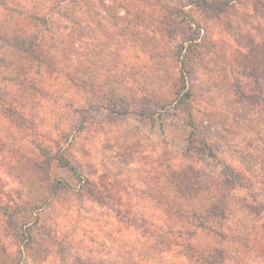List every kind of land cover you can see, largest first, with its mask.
<instances>
[{
    "label": "clouds",
    "instance_id": "9594fccd",
    "mask_svg": "<svg viewBox=\"0 0 264 264\" xmlns=\"http://www.w3.org/2000/svg\"><path fill=\"white\" fill-rule=\"evenodd\" d=\"M109 2L113 3L119 17L133 19L135 5L126 0ZM47 8L45 4L40 11L47 12ZM63 11L61 5L51 15L69 24L60 14ZM146 15L154 18L153 23L142 28L131 27L123 35L120 34L123 23L108 26L106 30L93 24L94 35L88 42H81L82 46L72 48L74 55L69 56V49L62 47L60 54L54 57L52 69L47 70L52 77L41 75L39 78L38 88L44 94L37 92L31 98V114L27 117L34 121L30 138L34 137L45 150L42 158L37 159L39 154L34 155V150L21 147L22 142L11 128L6 126L0 131V139L11 149L0 154V202L8 204L11 211L21 203L16 200L14 190L23 191L24 204L35 205L24 226L35 223L41 228L39 236L33 232L37 243L31 246L32 250H25L8 231V216L0 211V244L5 249L0 259H5L6 264H59L49 255V249L73 233L82 234L80 239L87 245L84 255L91 257L94 251L101 252L98 262L104 264H121L123 257L138 264H201L200 253L185 260L187 237L183 235L172 238L180 240L181 244L173 245L170 255L162 258L154 254L153 249L161 252L157 245L170 243L165 237L153 233L155 239L147 235L141 238L133 232L131 239H117L115 234L124 232L130 225L147 232L140 218L144 212L155 213L158 209L167 211L173 218L180 217L177 227L193 226L217 200L219 186L209 185L186 196L170 179L171 173L192 165L210 170L219 181L223 179L220 173L225 164L247 177L252 186L230 189L226 197L227 220L211 223L215 233H224L226 238L222 240L215 235L210 243L224 250L221 264H264V211L257 216L248 207L264 203V154L256 149V145L264 149V124L249 125L234 120L229 111L221 109L211 98L215 89H205L211 88L213 83L225 87L223 80L202 74L205 70L222 73L215 58H211L212 63L206 59L191 64L182 54L179 58L169 55V49L182 43L181 37L176 36L169 42L156 29V21L166 15L161 8H148ZM203 35L201 32L200 36ZM207 35L211 37L210 31ZM195 43H200V37ZM184 47L186 49L187 44ZM194 84L199 87H192ZM110 87H115L130 105L147 99L160 106L157 108L159 119L153 124L126 114L119 122H110L103 99ZM185 93H190L187 107L182 103ZM173 109L176 116L170 115ZM79 114L83 115V120L77 131L72 123L73 117ZM188 120L213 123L224 138L222 143L226 141L237 149L246 150L258 162L249 169L227 152H218L216 159L221 163L209 169L203 160L197 162L189 158L185 150L193 129L185 123ZM221 121L237 134L225 132ZM132 126L139 128L135 135L129 131ZM246 139L252 140L251 147H246ZM192 140L200 147L199 136H193ZM117 154L122 159H117ZM53 160L57 162L56 171L50 173L48 165ZM33 164L42 166L38 176L28 174L27 168ZM34 188L38 190L39 199H31ZM249 192L256 194L255 200ZM73 205L78 211H73ZM158 241L164 243L158 244ZM192 243L200 247L203 256L209 255V243L200 237ZM141 257L148 259H139Z\"/></svg>",
    "mask_w": 264,
    "mask_h": 264
},
{
    "label": "trees",
    "instance_id": "16d2710c",
    "mask_svg": "<svg viewBox=\"0 0 264 264\" xmlns=\"http://www.w3.org/2000/svg\"><path fill=\"white\" fill-rule=\"evenodd\" d=\"M59 1L53 0L52 4H58ZM90 1L98 3L107 14L112 13V19L116 21L112 22V25L115 27L119 24L118 21L123 22L124 27L120 29L121 35L131 27L142 28L143 25L147 26V24L153 23L154 18L147 16L146 10L152 7L161 8L166 15L163 19L156 21V29L167 37L169 42L174 40L176 36H180L182 41V43L176 44L174 48L169 49L168 54L177 58L182 54L185 61L191 64L202 63L206 59L208 63H212L211 58L214 57L215 63L220 66L222 73L205 71L211 73L210 75L213 77L218 76L224 82L226 88L213 83L216 91L225 97L224 102L220 104V108L229 111L234 120H240L249 125L259 126L264 124V0H180L179 7L174 6L173 0H126L127 3L136 6L132 13L133 19L130 21L117 16L114 13L116 10L113 8V3L107 4L106 0H68V8L72 10L75 6L80 7ZM184 7H189L193 14L198 13L203 21L214 22L220 27L221 31L226 33L236 34L237 29L242 25L248 26L250 33L248 35L239 34L237 45L235 47L229 46V49L225 48L218 40L207 38L205 22L199 21L201 18L196 19L194 16H189L190 13L184 12ZM68 18L71 22L73 21V25H76V16L74 18L68 16ZM22 19H24L23 22L26 21V25L16 24V27L8 30L0 27V78L3 76L2 72L8 70L3 78L20 91V95L23 93L32 98L37 92L44 94L43 90L38 88L40 83L37 82L36 77L40 74L41 68L52 75L47 70L52 69V62L55 63L54 57L59 54L56 51V45L48 44V36L42 27L48 25V17L33 12L24 15ZM201 32H204L203 36H200ZM199 37L200 43L196 44L195 40ZM184 44H187L186 49ZM52 48L54 49L52 50ZM10 99L14 103L13 101L5 103V99L0 98L2 114L17 126H25L23 115L16 112V107L23 104H20L15 94ZM103 99L108 111L117 116L126 113H138L144 117H153L157 113V108L160 107L147 99L130 105L128 100L115 87L108 88ZM189 99L190 93H185L182 100L185 107H187ZM172 113L175 116L177 115L175 109L172 110ZM79 115L83 119V115ZM186 123L192 126L193 131L189 134V144L185 154L196 153L198 158L205 156L216 158L218 152L228 150L249 169L258 162L257 158L246 150L237 149L227 144L226 141L222 143L221 141L224 138L213 123L193 122L191 120L186 121ZM220 123L225 132L232 135L237 134L231 127H226L224 121ZM81 125L82 123L80 127ZM193 136L200 137V147H196L193 143ZM257 139H260L259 135H257ZM245 144L246 147H251L253 142L246 139ZM256 149L264 154V149L260 145H256ZM44 151L41 148L42 154H44ZM183 175L187 179L186 181L180 178L176 171L170 175V179L182 194L190 196L209 185H218L220 195L217 200L206 209L205 215L200 218L199 222L191 227L185 228L182 224L177 227L181 218L178 216L173 218V216H169L167 211L161 209L163 217L157 221L141 217L140 219L147 227L145 229L147 232L139 231L151 239H155V236L152 235L155 233L170 241L168 244L158 241V244L164 243V245H157V247H160L161 252L170 251L173 245L179 247L181 241L172 238L183 235L187 237L184 249L186 259H191L200 253L201 264H221L224 250L214 248L210 242L213 241L215 235H219L222 240L226 237L224 233H215L211 223L222 219L227 220L226 211L229 209L226 197L230 189L235 186L244 189L251 188V181L247 177L241 176L232 167L228 172L220 173L223 179L219 181L216 177L205 180L201 175L194 178L188 173ZM191 179L192 181H190ZM248 195L252 196L253 200L256 199L255 193L249 192ZM248 207L251 211L256 212L255 215L257 216L261 211H264V203H258L256 207L251 205ZM0 211L8 216L6 220L8 231L15 234L16 238L21 236L18 241L23 244L25 250H32L31 246L37 243L33 232L36 233L39 228L36 225L35 227L23 228L25 222L21 220L26 212L32 211V209H28L23 204L9 211V205L0 202ZM208 220L210 222L206 223ZM131 226L135 227V225ZM182 229L183 231H181ZM197 229H199V232H197ZM200 232L205 234L203 242L209 243L211 248L209 255L206 257L203 256L200 247L192 243L197 239ZM26 234L28 236L27 240L22 242V235L25 236ZM4 252V246L0 244V254ZM0 264H6V260L0 259Z\"/></svg>",
    "mask_w": 264,
    "mask_h": 264
},
{
    "label": "rangeland",
    "instance_id": "374dc122",
    "mask_svg": "<svg viewBox=\"0 0 264 264\" xmlns=\"http://www.w3.org/2000/svg\"><path fill=\"white\" fill-rule=\"evenodd\" d=\"M53 0H0V27L3 29H10L14 28L17 25L22 23V25H26V21L23 22L24 19L22 17L24 15H27L29 13L37 12L40 15L48 17V25L42 26L44 32L48 36V44H54L56 45V51L58 54H60V49L67 48L69 49V56L74 55V53L71 51L72 48H75L77 45L82 46L81 42H88L91 37L94 35L95 29H93L92 25L96 24L97 28H101L102 30H106L108 26L115 27L112 25V22H116L115 20L112 19V13L107 14L104 12V10L100 7L98 3L94 2H89L85 5H82L80 7L75 6L71 10V8H68V0H60L58 4H52ZM107 4L110 2L107 1ZM175 5L180 4V0H173ZM31 5L30 7L26 5ZM47 4V12L42 13L40 11V8ZM63 5L64 11L60 13L63 15V20H69V24H63V21H57L53 18L51 13L54 11H57L60 6ZM187 8V11H184L186 13H190L189 16H194L196 19H200L202 23L205 21L202 20V17L198 15V13L193 14L189 7H184ZM184 10V9H183ZM79 13V15L77 14ZM103 13V15H102ZM116 13V11L114 12ZM117 14V13H116ZM68 16L71 17H77V23L76 25H73V21L71 22ZM118 16V15H117ZM79 18V19H78ZM99 19V22H98ZM117 23L121 24L123 23L122 21H118ZM205 28L211 33V39L218 40L225 48L229 49V46L235 47L238 43V35H248L250 33V29L248 26L242 25L239 27L236 31V34L234 33H226L225 31H221L220 27L217 26L214 22H205ZM55 29V32H54ZM81 37H80V35ZM208 38V35H207ZM74 39V40H73ZM53 42V43H52ZM176 46V45H175ZM174 46V47H175ZM54 48H52L53 50ZM8 73L7 71H3L2 75ZM203 75H210L211 73H208L206 71L202 72ZM41 75H46L49 79H51L52 75H49L46 73L44 68H41L40 74L37 75L36 79L37 82L40 83L39 78ZM3 76L0 78V98L5 99V103H11V96L13 97V94H15L19 101L20 104H23L22 106H17V111L19 114H22L24 118V124L25 126H17L15 123L9 120L5 115L2 114L1 112V100H0V131H2L6 126L11 128L13 132L15 133L16 137L18 138L19 141H21V147H24L25 149L34 150V155L39 154L37 159H40L43 157L44 154L41 153V145L37 142V140L33 137V139L30 138V128L32 127V123L30 119H28V114H31V108H32V103H31V96H27L26 94L24 95L23 93L20 95V91H18L15 87H13ZM193 87H199V85H192ZM50 87H55V85H51ZM215 89L214 84L212 85L211 88L205 89L206 91H212ZM36 95V94H35ZM9 96V97H8ZM212 99L215 100V102L218 104L220 107V104L224 102L225 97L218 93V91L214 92V96L211 97ZM14 103V101H13ZM12 103V105H13ZM79 111V110H77ZM127 115H131L133 117H138L141 120H148L150 123H155L156 119H159V114L158 112L153 116V117H144L139 115L138 113H126ZM126 114L117 116L113 115L110 111H108V119L110 122L116 123L119 122ZM170 115L175 116L172 111ZM82 118L80 115H76L73 117V123L72 127L75 128L77 131L80 129V124L82 123ZM186 123V121H185ZM187 124V123H186ZM82 127V125H81ZM129 131L135 135L139 132V128L136 126H132ZM26 142V143H25ZM9 148V145L4 142L3 139H0V154L5 153V151ZM11 151V149H8ZM186 152V151H185ZM227 152L230 157H233L232 153L228 150H223L220 153ZM186 156H189V158L197 160H203L207 167L209 169L214 168L217 163H221V161L217 160L216 158H212L209 156L201 157L198 158L196 153H190V154H185ZM207 158H211L213 163H209ZM117 159H122L120 154H117ZM45 164H47V161H45ZM57 164L56 161H51L48 165L49 172L53 173L56 171L55 165ZM230 165L225 164L224 167L221 169V172H228L230 169ZM42 166L40 164H33L30 167L27 168L28 174L30 176H38L39 172L41 171ZM77 169H79V166L77 165ZM176 173L180 176V178L184 179L185 181L187 180L185 178V175L190 174L192 178L197 177L201 175L203 179H212L216 176L212 174L210 170H206L205 168H198V167H193L192 165H185L180 167L178 170H176ZM192 181V179L190 180ZM16 193V200L21 201V203L18 206H21L24 204L23 202V191L19 189L14 190ZM15 195V194H14ZM31 199H39V193L37 189H33L32 192L30 193ZM28 203V202H26ZM25 205V204H24ZM26 206V205H25ZM10 207V206H9ZM27 207V206H26ZM35 205H31L27 207L28 209H34ZM102 207V206H101ZM15 209V208H14ZM12 209V210H14ZM73 211H78L75 209V205H73ZM31 211H27L26 214L24 215L23 218H21L22 221H26L28 215L30 214ZM143 217L148 219V220H153L157 221L163 217V213L161 209H158L157 212L153 213L151 211H146L143 213ZM36 224H32L29 226H34ZM27 226V227H29ZM25 226H23L24 228ZM69 229L71 228V225L69 224L67 226ZM22 228V229H23ZM11 232V231H9ZM41 228H39L36 231L37 236L40 235ZM133 232H136L138 235L143 238L145 235H143L139 229H136L133 226H129V229L125 230L122 233L115 234V238L117 239H131L133 236ZM12 233V232H11ZM12 235L15 237V234L12 233ZM81 233H73L70 235L68 238L63 239L61 243L54 244L50 249H49V255L54 256L55 260L59 262V264H82V263H92V264H103V261L98 262V258L101 257L102 253L101 252H95L91 257L85 256L84 255V248L87 247V245L84 244L83 239H80ZM27 234L25 236L22 235V242H25L27 240ZM200 237L202 241L205 239V234L203 232H200L197 236V238ZM16 238V237H15ZM21 236H18L16 239L19 240ZM106 239L108 237H105ZM36 240V238H35ZM160 251V250H159ZM153 253L156 255L161 256L162 258L167 257L170 255L169 251H162L159 253L155 252V249H153ZM139 259H148V257H141ZM79 260V261H77ZM185 260H187L185 258ZM121 264H138L137 262L132 261L128 257H123L121 259ZM174 264V262H173Z\"/></svg>",
    "mask_w": 264,
    "mask_h": 264
}]
</instances>
